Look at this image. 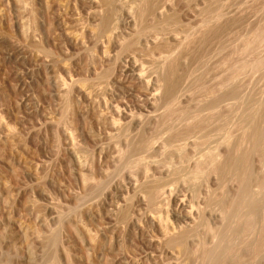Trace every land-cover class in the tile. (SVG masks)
I'll return each instance as SVG.
<instances>
[{
    "label": "rangeland",
    "instance_id": "1",
    "mask_svg": "<svg viewBox=\"0 0 264 264\" xmlns=\"http://www.w3.org/2000/svg\"><path fill=\"white\" fill-rule=\"evenodd\" d=\"M144 1L111 0L110 5L104 7L103 0H0V264H184L187 261L186 254L180 253L177 246L164 240L166 238L163 239L161 226L165 224L169 232L178 235L182 229H189V225L201 215L207 219L210 227L219 224L218 211L204 205L217 189L216 177H208L207 168L200 174L197 185L186 181L187 178L184 180V174L173 178V167H179L184 162L178 163L181 158L176 154L167 156V150L162 147L164 144V147L169 144L174 146L177 138L174 142L169 137L172 131L167 132L163 128L166 131L163 133L162 126L160 129L157 127L160 119L158 114L163 112L165 103L167 105L172 99L179 101L181 106L191 105L190 101L187 104V86L183 81L194 68V62L191 64L193 60L188 57L180 63L179 80L168 99L163 90L165 81L163 78L162 82L161 78L166 73L162 67L165 64L164 57L171 49L167 51L168 47H162L161 44L166 43L173 48V35L181 34V37L189 27L194 28L202 22L206 25L205 21L209 22L206 26L212 23V27L207 28L216 37L212 32H207L209 37L205 35V40L208 39L205 42L211 43L202 44V48L206 47L205 51L201 48L203 60H200L201 57L194 59L200 60L199 64L194 63L195 66L202 65L204 69L206 62H214L220 54L224 55L226 51L228 54L234 53L235 48L239 50L240 40L252 33L253 29L250 28L264 25V0H164V4V1L158 0L162 7L159 11H148L151 10V4ZM243 1L247 3L242 4ZM214 7L219 9L214 10ZM215 12H218V18ZM137 15L139 18L144 15L145 18L140 20ZM167 15H171L170 24L165 22L169 19ZM208 16L215 18L211 21ZM230 17L238 18L235 19L236 24L233 21L228 28H224L223 22ZM103 19H107L106 24ZM213 25L218 30L215 31ZM219 25L225 32L221 26L222 31H219ZM150 28L153 29L145 33ZM155 34L160 41L158 50L154 46L157 42L152 38ZM217 35L219 38L215 40ZM262 45L257 49L262 50ZM209 46L215 48V52L213 48L209 50ZM222 46L223 49L227 46L226 51ZM216 50L225 52L217 53ZM259 50L257 53L255 51L257 55L259 53L256 58L262 59L263 66L247 70L244 76L241 75L245 80L241 78L240 81L244 80L245 86L248 83V86H243L245 88L242 87L243 82L240 83L241 90L245 89L244 93H240L243 97L242 105H239L241 109L236 107V112H232L235 115L229 112L232 118L226 111L227 114L223 116L228 118L222 116L223 123L226 122L224 128L229 125L225 131L228 134L230 131V136L243 131L244 122L255 119L257 109L259 111V107L264 106V49ZM247 56L252 59L253 54ZM152 57L156 58L157 65ZM249 71L253 72L252 76L248 74ZM246 74L248 77L245 78ZM177 90L179 93H176ZM246 91H250L249 96L254 94L252 100ZM247 96L256 109L249 106L251 102ZM254 98L259 102L254 101ZM243 106H249L248 110L243 111ZM251 111L255 115L251 119L244 116ZM242 115L244 117L240 118ZM156 116H159L158 119ZM228 119L230 122H227ZM250 123H245L246 130ZM236 127L241 129L238 131ZM225 131L216 133L213 130L211 135L217 134L214 136L217 139L220 133L224 137L227 134ZM158 133L162 135L158 137ZM206 134H200L203 139L195 135L202 145L205 144L202 140L206 141L208 137L209 141L212 139L206 141L209 144L206 143L204 147L201 144L200 149L196 146L199 143L196 137L191 139L197 140L195 146L198 149L193 148V144H187L189 147L186 145L184 153L190 157V161L206 155V145L214 144V139L208 136L210 133ZM143 136L154 142H151L152 148L147 152L136 144ZM163 140L165 142L162 143ZM226 143L216 147L213 153H216V160L225 157L228 151ZM135 145L136 149H133ZM140 156L144 157L147 175L134 163ZM257 159H251L256 173L264 169ZM189 162L184 163V167L192 166L193 163ZM147 180L161 181L162 185L166 183V186H162L166 191L161 195H164V200L160 199L164 206L161 204L158 208L147 201L144 191ZM89 181L93 185L85 187ZM232 187L230 184V191L235 188ZM194 191H197L196 194ZM49 236L54 237L55 241L48 243ZM194 239L189 237L185 241L187 250L196 245L192 244L196 242ZM224 243L225 240H221L214 253ZM261 257L254 264H264V258ZM211 259V256L207 257L202 264H212Z\"/></svg>",
    "mask_w": 264,
    "mask_h": 264
},
{
    "label": "bare ground",
    "instance_id": "2",
    "mask_svg": "<svg viewBox=\"0 0 264 264\" xmlns=\"http://www.w3.org/2000/svg\"><path fill=\"white\" fill-rule=\"evenodd\" d=\"M110 1L111 0H103V2L105 3L104 7L107 6V5H110ZM143 1V0H142ZM146 1V0H145ZM144 1V2H145ZM150 2V6L148 5L149 8H151V10H148V11H152V9L156 10V11H159L158 9L160 8L159 6V1L158 0H147V2ZM164 1V0H162ZM205 1V0H204ZM208 1V0H207ZM211 1V0H210ZM209 1V2H210ZM222 1V0H221ZM227 1V0H226ZM225 1V2H226ZM244 1H247V0H244ZM242 4H246L247 2H244ZM249 1V0H248ZM252 1V0H251ZM257 1V0H256ZM224 2V3H225ZM228 2V1H227ZM264 2V1H263ZM103 3V4H104ZM112 3V2H111ZM165 3V1L163 2V4ZM205 3V2H203ZM236 3V2H235ZM250 3V2H249ZM248 3V5H249ZM253 3V2H252ZM143 4V3H142ZM207 4V3H206ZM208 4H212V3H208ZM134 5V4H133ZM139 7H140V4H138ZM137 5V6H138ZM146 3L143 5L145 6ZM220 5V4H219ZM223 5V4H222ZM233 5V4H232ZM212 6V5H211ZM250 6V5H249ZM136 7V6H135ZM142 7V6H141ZM147 7V8H148ZM204 7V6H203ZM221 7V6H220ZM229 7V6H228ZM252 7V6H251ZM263 7V6H262ZM129 8V7H128ZM162 8V7H161ZM160 8V9H161ZM164 8V7H163ZM205 9L206 6L204 7ZM210 8V7H209ZM218 8V7H216ZM214 7V10L216 9ZM246 8V6L244 7ZM256 8V7H255ZM132 9V8H131ZM144 9V7H143ZM219 9V8H218ZM222 9V7H221ZM108 10V9H107ZM138 10V9H137ZM212 10V9H211ZM244 10V9H242ZM250 10V9H249ZM258 10V9H257ZM145 11V10H143ZM162 11V10H161ZM210 11V10H209ZM241 11V9H240ZM239 11V12H240ZM164 12V11H162ZM166 12V11H165ZM202 12V11H201ZM206 12H208L206 10ZM212 12V11H211ZM211 12L210 15H211ZM223 13V10L221 11ZM219 12V13H221ZM235 12V11H234ZM238 12V10H237ZM237 12H236V15H237ZM244 12V11H243ZM241 12V15L242 13ZM255 12V11H254ZM260 12V11H259ZM107 13V11L105 12ZM140 13V11H139ZM143 13V12H142ZM218 13V12H217ZM215 12V17L216 14ZM111 14V13H110ZM145 14V13H143ZM158 14V13H157ZM207 15V13H205ZM205 14H204V17H205ZM214 14V13H213ZM235 14V13H233ZM264 14V13H263ZM155 15V14H154ZM218 15V14H217ZM225 15V14H224ZM223 15V16H224ZM256 15V14H255ZM254 15V16H255ZM110 16V15H109ZM141 16V14H140ZM147 16V15H145ZM160 16V15H159ZM163 16V15H162ZM168 16V15H167ZM171 16V15H170ZM170 16H168L169 19L165 20V22H170ZM203 16V15H202ZM223 16H219V17H223ZM226 16V15H225ZM224 16V17H225ZM232 16V15H231ZM244 16V15H242ZM104 17V16H103ZM138 17V15H137ZM153 17V16H152ZM174 17V16H173ZM211 16H208V18H210ZM214 17V16H213ZM213 17H211L210 19H212ZM214 17V18H215ZM248 17V16H247ZM139 18V17H138ZM141 18V17H140ZM139 18V19H140ZM142 18H145L144 15ZM141 18V19H142ZM149 18H151L149 16ZM203 18V17H202ZM207 17H205L206 19ZM218 18V17H217ZM236 19V17H234ZM252 18V17H251ZM140 19V20H141ZM148 19V18H147ZM152 19V18H151ZM163 19V18H162ZM165 19V18H164ZM175 19V18H174ZM172 18V20H174ZM209 19V21H210ZM223 19V18H222ZM235 19H232L230 17V19H225V21L223 22L224 24L222 26H224V28H228L229 27V24L231 22L234 21V23L236 24L235 22ZM238 19V18H237ZM236 19V20H237ZM241 19V18H240ZM256 19V18H255ZM102 20V19H101ZM104 20V19H103ZM109 20V19H108ZM215 20V19H214ZM112 21V20H111ZM164 21V20H163ZM205 21V20H204ZM213 21V19L211 20ZM217 21V20H216ZM218 21H220L219 23H221V20L218 19ZM217 21V23H218ZM260 21V20H259ZM107 22V19H105L103 21L104 24H106ZM178 22V21H177ZM202 22V21H201ZM264 21H262L263 23ZM142 23V22H141ZM144 23V22H143ZM148 23V22H147ZM173 23V22H172ZM206 25L209 23H207L205 21ZM234 23H232L234 25ZM238 23V22H237ZM241 23V21L239 22ZM250 23V22H249ZM111 24V23H110ZM170 24V23H168ZM204 23L202 22V24H197L196 26H194V28H190L189 27V30L187 29L188 27L187 26H184L186 27L187 31L186 32H183L185 33L183 36L179 37L180 35L176 36V35H173V40H175V43H174V47H169V45H167L166 43L165 44H161L162 47H165L167 48L168 47V50L169 51L170 49L173 51L168 53V55L165 56V54L163 53V48L161 47V51H162V56L164 57V60L163 62L165 63L162 67L165 68L166 70V73L165 74V77H162L161 78V81L163 82V80L165 82L164 83V94L165 96H168V99H169V95L172 94L173 92V89L174 87L176 86L178 80H179V65L180 63L183 61V60H186V58L189 57L190 60H193V61H190L191 62H200V60H203L202 57L204 56L202 53H201V50L204 49L205 51V48L203 47L202 48V44L203 42H205L206 40H208L206 38L205 40V35L207 34L208 36V28L209 26L212 25H209V26H206V25H203ZM215 24V22H214ZM222 24V23H221ZM232 24L230 26H232ZM245 24V23H244ZM256 25V23H253ZM258 24H261L260 22ZM114 25V24H113ZM146 25V24H145ZM151 25V24H150ZM166 25V24H164ZM176 25V24H175ZM216 25V24H215ZM252 25V24H250ZM263 25V24H262ZM103 26V25H102ZM101 26V27H102ZM147 26V25H146ZM149 26V25H148ZM153 26V25H151ZM156 26V25H155ZM158 26V25H157ZM169 26V25H168ZM221 25H219L220 27ZM221 26V27H222ZM257 27L254 28H250V29H253L252 30V33L247 35L245 39L243 40H240V47L237 48L239 50H234V53L233 52H230L229 54L227 53L226 51V47L223 49V46H222V49L226 51V54L222 55L220 54V56L216 57L215 54L214 57H216V60H214V62H210L208 61V63L206 62L204 64V69L202 68V65L200 66H195V64L193 63L194 65V68L191 70L189 76H187L186 78V81H183L182 78L181 80L183 81V83L187 86L185 88V94L187 95V98L188 101H187V104L189 103L190 101V104L191 105H185V106H181L180 105V102L179 101H175V100H170L169 102H167L168 100H166L167 102V105L165 103V106L162 108V111L160 114H158L160 116V119H159V125H157V127H159L160 129V125L162 126V132L164 131L163 128L165 130H167V132L169 131H172L170 133H172V135H170L169 133V137H171V140H174L175 138L177 139H182L181 141H178L177 139H175L177 141V144L175 143V145L173 146V144H169L168 147H164V145L162 146L163 148H165L167 151V156H172V155H177L179 156V158H181L180 164L181 161L184 162V163H188L190 161V157H187L184 153V149H186L185 147H187L189 144H193L191 145L193 148H195L197 145L200 149V146L199 144L202 145V143L199 141L200 139H198V137H201L202 136V139H203V135L205 133L209 134L208 136H210V138L212 137L214 139V144L216 142V146L214 144H210V146L206 145V148H207V151H206V155H200V156H197L196 158H194L193 164H191L192 166L189 165L188 168H186V166L184 167V165L186 164H182L181 166H175L173 167L174 169L172 170L173 172V175H175V177L173 178H178L180 175L184 174V177L183 179L185 180L186 178V181L188 180L189 182H191L192 184H196L198 182L199 184V177L201 173H203L204 171H206V169L208 168V177L212 176V177H216L215 180H217L216 182L218 183L217 185V189L215 188V193L214 194H211L210 197L207 198L206 200V204H204L206 207H213V209L215 208L216 209V212L218 211V217H219V224L212 228L210 227L208 224V222L206 221L207 219L201 215L200 217H198V220H195L191 223V225H189V229H182L183 231H179L180 233L178 235H175V232L172 234L171 232H169V227H167L165 224H163V226H161L163 228V232L161 233V235H164L163 239L170 242L171 244L177 246L179 248V252L180 253H185L186 256H187V261L184 262V264H202L203 260L206 259L207 257H210L211 256V260H212V264H254L256 259L259 257V256H262L264 258V169L261 170V171H258L256 173L255 170H253L254 166L251 165V159L253 157H257L261 164L264 165V106L262 105V107H259V111L257 109V113L256 116L254 115V111H255V107L252 106V102L249 101V98L253 99V95H250L249 96V93L250 91H246L249 96H247L248 98V101L251 102V104L249 105V102L247 103V105L255 108L254 111L252 112H246L244 114L247 115L246 117L251 119L252 118V115H254L255 119H252V121H245L243 120L244 124L242 121H238L239 123L241 122L243 125H244V130L241 132H238L241 128H237L236 130H238L237 132V135L233 136L234 133H232L231 135L233 136H230V131H229V134L228 132L225 131V129L227 128H224L225 125L224 122V119L222 118L223 114H225V111L228 113V115L230 114L229 112H231V115H235L236 113H233L232 112L236 109V107H238L240 104H241V100H242V95L240 94L241 92L245 91V89H243V91L241 90L243 86H245L244 84V78L241 77V75L245 74L247 70H252V69H257V68H261L262 65V59L259 60V58H256V53L257 51L260 49H257L259 46L261 47V45L264 43V25L263 26H258L256 25ZM106 27V26H105ZM104 27V28H105ZM142 27V26H141ZM150 27V26H149ZM163 27V26H162ZM161 27V30L164 28H166V26L164 28ZM212 27V26H211ZM213 29H215L216 31V27L213 25ZM218 27V28H219ZM219 29V31L222 29ZM251 27V26H250ZM154 29H156L154 26H153ZM153 28H150V29H147L145 33H148L147 31L153 29ZM175 28V26H174ZM210 28V27H209ZM223 28V27H222ZM223 28V29H224ZM145 29V27L143 28ZM178 29V27L176 28V30ZM239 29V28H238ZM237 29V30H238ZM248 29V31L250 30ZM158 30V29H157ZM162 30V31H163ZM168 30V29H167ZM166 30V31H167ZM175 30V29H174ZM211 30V29H210ZM218 30V29H217ZM142 31V29H141ZM144 32V31H142ZM217 31V32H219ZM228 31V29H227ZM231 31V30H230ZM233 31V30H232ZM236 31V29H235ZM240 31V30H239ZM247 31V32H248ZM251 31V30H250ZM178 32V31H177ZM212 32V31H211ZM211 32H209L211 34ZM215 32V33H217ZM225 32V29L224 31ZM223 32H221V35L223 34ZM104 33V32H103ZM167 33H170L167 31ZM173 33V31H172ZM227 33V32H226ZM249 33V32H248ZM177 34V33H176ZM213 34V32H212ZM218 34V33H217ZM231 34V33H230ZM144 35V33H143ZM163 35V34H162ZM161 35V36H162ZM214 37L215 34H213ZM220 35V33L218 34ZM217 35V36H218ZM238 35V34H237ZM152 36V35H151ZM160 36V37H161ZM223 36V35H222ZM225 36V35H224ZM227 36V35H226ZM225 36V37H226ZM240 36V35H239ZM242 36V35H241ZM209 37V36H208ZM213 37V39H214ZM234 37V36H233ZM151 38V37H150ZM154 40H156L157 44L154 43V46L158 47V42L160 43V41H158L159 37H157V35H153L152 37ZM219 38V36L215 39L217 40ZM224 38V37H223ZM231 38V37H230ZM146 39V38H145ZM242 39V37H241ZM135 40V39H134ZM153 40V41H154ZM167 40V39H166ZM215 40H213V42H215ZM230 40V39H229ZM132 41V40H131ZM130 42V41H129ZM151 42V41H150ZM218 42V41H217ZM132 43V42H130ZM208 43V41H207ZM207 43L205 42V44L207 45ZM211 43V42H209ZM208 43V44H209ZM216 43V42H215ZM221 43V40L220 42ZM223 44V43H222ZM221 44V45H222ZM232 44V43H231ZM230 44V45H231ZM131 45V44H130ZM160 45V44H159ZM212 45V44H211ZM233 45V44H232ZM213 46V45H212ZM212 46H209V50L211 48H213ZM220 46V44H219ZM264 46V45H262ZM134 47V46H133ZM132 47V48H133ZM143 47V46H142ZM154 47V48H155ZM216 47V46H215ZM233 47H235L233 45ZM202 48V49H201ZM218 48V47H217ZM215 48H213V52ZM219 49H221V47H219ZM229 49V48H228ZM257 49V51H256ZM262 50L264 49L263 47L261 48ZM129 50V48L127 49V51ZM151 50V49H150ZM158 50V49H157ZM207 50V49H206ZM232 50V49H231ZM231 50H228V51H231ZM262 50H259L262 51ZM124 51H126V48L124 49ZM131 51V50H130ZM203 51V50H202ZM222 51V50H221ZM219 51V52H221ZM225 51H222V52H225ZM256 51V53H255ZM141 52V51H140ZM150 52V51H149ZM152 52V51H151ZM154 52V51H153ZM157 52V51H156ZM209 53V51H207ZM217 53H219L217 50H216ZM206 53V54H208ZM212 53V52H211ZM255 53V55H254ZM147 54V53H146ZM164 54V55H163ZM203 55V56H200ZM205 54V53H204ZM253 54L252 56V59H248L250 58V56H247V55H251ZM151 55V54H150ZM209 55V54H208ZM211 55V54H210ZM259 55V53H258ZM257 55V57H258ZM261 55V54H260ZM160 56V55H159ZM159 56H157L159 59ZM244 56V57H243ZM248 58H246V57ZM255 56V57H254ZM264 56V55H263ZM161 57V56H160ZM198 57H201L198 58ZM260 57V56H259ZM131 58V57H130ZM154 58V57H152ZM207 58V57H206ZM218 58V59H217ZM243 58H246L245 60H243ZM262 58V57H261ZM264 58V57H263ZM156 58H154L155 60ZM194 59H200L198 61H194ZM161 60V59H160ZM210 60V59H209ZM212 60V59H211ZM157 60H155V63H156ZM162 61V60H161ZM261 61V62H260ZM162 62V63H163ZM205 62V61H204ZM155 63H152V64H155ZM158 63V62H157ZM157 63L155 65H157ZM202 63V62H201ZM261 63V64H260ZM264 63V62H263ZM161 64V62H160ZM192 64V63H191ZM208 64V65H207ZM186 65V64H185ZM155 67V66H154ZM161 67V69H162ZM157 67H155L156 69ZM160 67H158L159 69ZM163 68V70H164ZM154 69V68H153ZM188 69V67H187ZM203 69V70H202ZM157 70V69H156ZM253 70V71H254ZM160 70H158L157 72H159ZM202 71V73L200 74V72ZM155 72V70H154ZM161 72V71H160ZM159 72V73H160ZM165 72V71H164ZM251 72V73H250ZM255 72V71H254ZM248 73V72H247ZM253 72L252 71H249V75L252 76ZM162 74V75H164ZM202 74H203V77H202ZM246 74L245 75V78L246 76L248 75ZM255 74V73H254ZM142 75V74H141ZM188 75V73L186 74ZM159 76V75H158ZM244 76V75H243ZM249 76V77H250ZM160 77V76H159ZM248 77V76H247ZM164 78V79H163ZM203 78V79H202ZM242 79V81H240ZM254 78V77H253ZM163 79V80H162ZM159 82V81H158ZM243 82L242 84V87L240 86V83ZM246 82V81H245ZM161 83V82H160ZM182 83V84H183ZM158 84V83H157ZM179 84V83H178ZM183 84V85H184ZM163 85V84H162ZM161 85V86H162ZM181 85V84H180ZM179 85V87H180ZM182 85V86H183ZM248 86V83L247 85ZM245 86V87H246ZM160 87V86H159ZM178 87V88H179ZM185 87V86H184ZM243 87V88H245ZM162 88V87H161ZM182 89V88H180ZM179 89V90H180ZM252 91V90H251ZM264 91V90H263ZM182 92V91H181ZM254 92V90H253ZM176 93H179V91L177 90ZM183 93V92H182ZM244 93V92H243ZM163 93H161L162 95ZM252 94V93H251ZM260 94V93H259ZM156 95V94H155ZM176 95V94H175ZM178 95V94H177ZM160 96V95H159ZM183 96V94H182ZM244 96V95H243ZM156 97V96H155ZM164 97V96H163ZM174 97V96H173ZM177 97V96H176ZM246 96H244L245 98ZM162 98V97H161ZM257 98V97H256ZM155 99V98H154ZM175 99V98H174ZM251 99V100H252ZM244 100V99H243ZM257 101V99L254 98V101ZM246 101V100H245ZM245 101L243 102V105H245ZM163 102L164 99H163ZM259 102V101H257ZM257 102H254V104H257ZM159 103V102H158ZM161 104V103H160ZM164 104V103H162ZM155 105V104H154ZM242 105V104H241ZM260 105V104H259ZM247 106V108L249 107ZM258 106V105H257ZM246 106H243L242 108L245 109L243 111H246L248 110L247 108H244ZM250 107V108H251ZM161 108V107H160ZM240 108V106L238 107ZM237 108V110H238ZM249 108V110H250ZM159 109V108H158ZM241 109V108H240ZM252 109V108H251ZM158 112V111H157ZM236 112V110H235ZM226 113V114H227ZM225 114V115H226ZM224 115V116H225ZM231 115H229V118H232L230 117ZM159 116H156L157 119ZM223 116V117H224ZM241 116V115H240ZM239 116V117H240ZM242 115V117L240 118H243L244 117ZM154 117V116H153ZM226 117L228 118V116H225L224 118L226 119ZM245 117V118H246ZM141 118V117H140ZM235 118V117H234ZM239 118V119H240ZM246 118V120H247ZM153 120V119H152ZM231 120V119H230ZM234 120V119H233ZM238 120V119H237ZM151 121V120H150ZM229 121V119L227 120V122ZM232 121V120H231ZM236 121V120H235ZM234 121V122H235ZM157 122V121H156ZM230 122V121H229ZM237 122V121H236ZM251 122L247 128L249 129H245V123H249ZM116 123V122H115ZM233 123V122H232ZM228 124V123H227ZM230 124V123H229ZM236 124V123H235ZM242 124H239L240 126ZM124 125V124H123ZM237 125V124H236ZM242 125V126H243ZM117 126V124H116ZM119 126V125H118ZM144 126V125H143ZM151 126V125H150ZM210 126L209 129H206ZM227 126V125H226ZM239 126V127H240ZM241 126V127H242ZM122 127V126H121ZM155 127V126H154ZM153 127V128H154ZM120 128V127H119ZM118 128V131H120ZM156 128V127H155ZM224 128V129H223ZM231 128V126H230ZM234 128V126H233ZM208 130L209 132H204V130ZM229 129V125H228V128ZM226 129V130H227ZM243 129V128H242ZM126 130V129H125ZM161 130H157V131H161ZM205 130V131H206ZM213 130H216V133H219V130H221L222 132H226L227 134H224L225 136L223 137L222 136V133L218 134V137L216 139V137L214 138V136H217V134L215 135H211V131ZM236 130H235V133H236ZM156 131V130H155ZM156 131V132H157ZM202 131V132H201ZM218 131V132H217ZM121 132V131H120ZM119 132V133H120ZM129 132V131H128ZM154 132V131H153ZM166 132V131H164ZM163 132V133H164ZM200 132V134L202 133L203 135L200 136V134H198ZM125 133V132H124ZM156 134V133H155ZM160 133H158L159 135ZM167 134V133H166ZM206 134V135H207ZM212 134H214L212 132ZM120 135H122V133H120ZM162 135V134H160ZM160 135L158 137H160ZM168 135V134H167ZM195 135H199L198 137L195 136ZM205 135V136H206ZM126 136V135H125ZM124 136V137H125ZM131 136V135H130ZM147 136V135H146ZM149 136V135H148ZM147 136V137H148ZM154 136V135H153ZM164 136V134H163ZM204 136L205 139H207L206 137ZM155 137V136H154ZM157 137V135H156ZM196 137V139H198L199 143L197 142V140L193 141V139L191 138H194ZM232 137V138H231ZM135 138V137H133ZM153 138V137H152ZM231 138V140H229ZM121 139V138H120ZM156 139V138H155ZM209 139V137H208ZM206 140V141H209V140ZM125 142L127 139H125ZM130 140V139H128ZM134 140V139H133ZM159 140V139H158ZM166 140V139H165ZM165 140L162 141L165 142ZM170 140V138H169ZM174 140V142H175ZM184 140V141H183ZM186 140V141H185ZM212 139H210L211 141ZM206 141H203L202 142H206ZM209 141V142H210ZM228 141V144L226 143ZM128 142V141H127ZM152 143H154L152 140H151ZM150 142V139L149 138H145L144 136L140 138V140L138 141V143H136L139 147L141 148L142 150L144 151H149L151 148H152V144ZM180 142H183L181 144H179ZM196 142L198 144H196ZM130 143V142H129ZM133 143V142H132ZM156 143V142H155ZM172 143V141H171ZM224 144L226 143L225 145H228L227 149V153L225 155V157L218 161L216 160V158L214 157L215 154L214 151L215 149L217 150V146L220 145V144ZM74 144V143H73ZM134 144V143H133ZM133 144H130L129 146H134ZM188 144V145H187ZM196 144V146H195ZM205 144H203L205 146ZM209 144V143H208ZM72 145V144H71ZM172 145V147L170 146ZM187 145V146H186ZM202 145V146H203ZM211 145L213 146L211 148ZM128 146V147H129ZM190 146V145H189ZM188 146V147H189ZM201 146V148H202ZM203 146V147H204ZM130 147V148H131ZM160 147V146H158ZM171 147V148H170ZM220 147V146H219ZM138 148V149H139ZM197 148V147H196ZM209 148V149H208ZM133 149H136V145H135V148ZM156 149V148H155ZM189 149V148H188ZM198 149V148H197ZM224 149V148H223ZM222 149V150H223ZM226 149V148H225ZM153 150V149H152ZM151 150V151H152ZM159 150V149H158ZM128 152V150H126ZM154 151V150H153ZM165 151V150H164ZM203 151V149H202ZM159 152V151H158ZM166 152L164 153V155H166ZM187 152V151H186ZM190 152V151H188ZM151 152H149L150 154ZM154 153V152H153ZM156 153V152H155ZM161 153V152H160ZM197 153V152H196ZM189 154V153H188ZM210 154V155H209ZM122 156V154H121ZM149 156V155H148ZM156 156V155H155ZM169 156V157H170ZM176 156V157H177ZM193 156V154H192ZM119 157V156H118ZM165 157V156H164ZM205 157V159H204ZM217 157V156H216ZM121 158V157H120ZM172 158V157H171ZM175 158V157H174ZM127 159V158H126ZM145 159H148V158H145ZM167 159V158H166ZM218 159V158H217ZM255 159V158H254ZM124 160V159H123ZM128 160V159H127ZM205 160V161H204ZM125 161V160H124ZM134 161V160H133ZM144 162V157H137L136 160H135V165L138 166V168L140 167V169L142 168V170L144 171V173H146L147 175V170H146V165L144 166L143 164ZM176 162V161H175ZM189 162V163H190ZM127 163V162H126ZM129 163V162H128ZM162 163V162H161ZM160 163V164H161ZM168 163V161H167ZM130 164V163H129ZM129 164H128V167H129ZM155 164V163H154ZM148 165V164H147ZM153 165V164H152ZM168 165V164H167ZM253 166V167H252ZM261 166V165H260ZM124 167V166H123ZM122 167V168H123ZM127 167V165H126ZM127 167V168H128ZM163 167V166H162ZM264 167V166H263ZM262 167V168H263ZM151 168V167H150ZM171 168V167H170ZM169 168V171L171 170ZM130 169V168H128ZM168 169V168H167ZM261 169V167H260ZM127 170V169H126ZM129 171V170H128ZM255 171V172H254ZM122 172V171H121ZM131 172H132V167H131ZM168 172V170H167ZM127 173V172H126ZM143 174V173H142ZM171 174V173H170ZM133 175V174H132ZM177 175V176H176ZM135 176V175H134ZM144 176V175H143ZM172 177V176H171ZM181 177V178H182ZM180 178V179H181ZM152 179V178H151ZM167 179V177H166ZM170 179V178H169ZM168 179V180H169ZM179 179V180H180ZM182 179V180H183ZM210 179V178H209ZM178 180V179H177ZM183 180V181H184ZM203 180V179H202ZM213 180V179H212ZM84 181H86V179H84ZM83 181V182H84ZM88 181V179H87ZM146 184H147V189L145 188L144 191L146 192V199L147 201L150 203V205H154L156 207H161V204L163 205V203L160 202V199H163L164 198V195L163 197L161 196L162 194H164L166 191L165 189L163 190L162 189V186H166V183L165 185L161 184V181L160 182H155V181H145ZM165 182V181H164ZM188 182V184H189ZM85 183V182H84ZM160 183V184H159ZM216 183V184H217ZM101 184V183H100ZM145 184V183H144ZM183 184V183H182ZM185 184V183H184ZM233 185L234 190L233 191H230L229 190V186ZM93 185V183L91 181H89L85 187H91ZM168 185V184H167ZM170 185V184H169ZM197 185V184H196ZM204 185V184H203ZM97 186V185H96ZM161 186V187H160ZM145 186H143L144 188ZM201 187V185H200ZM232 187V188H233ZM99 188V187H98ZM142 188V190H143ZM170 188V187H169ZM202 188V187H201ZM190 189V188H189ZM169 190V189H168ZM195 190V189H194ZM217 190V191H216ZM143 191V192H144ZM170 191V190H169ZM201 191V190H200ZM211 191V190H210ZM209 191V192H210ZM195 194L197 191H194ZM202 192V191H201ZM88 193V192H87ZM199 193V192H198ZM204 193V192H203ZM213 193V191L211 192ZM208 194V193H207ZM210 194V193H209ZM167 194H165L166 196ZM162 197V198H161ZM166 198V197H165ZM145 200V199H144ZM164 200V199H163ZM196 200V199H195ZM182 201V200H181ZM192 204V203H191ZM164 206V205H163ZM162 206V207H163ZM191 206V205H190ZM154 208V207H153ZM194 208V207H193ZM241 208H245L243 209L242 213H240V210ZM214 209V210H215ZM187 210V209H186ZM208 210V209H207ZM199 211V210H198ZM201 211V210H200ZM205 212V211H204ZM187 213V212H186ZM188 213H191L188 211ZM193 216V215H192ZM162 219V218H160ZM159 220V219H158ZM159 222V221H158ZM164 222V221H163ZM162 222V223H163ZM166 223V221L164 222ZM232 223L233 226L231 225ZM160 224V222H159ZM162 225V224H161ZM185 228V227H184ZM181 230V229H180ZM185 230V231H184ZM178 233V232H177ZM176 233V234H177ZM47 236V235H46ZM189 237H193L195 238L194 240H196L195 243H192L193 245V248H190L189 250L186 249V246H185V241L189 238ZM162 238V237H161ZM162 239V240H163ZM48 240V243H51V242H54L55 241V238L54 237H51L49 236L47 238ZM46 240V241H47ZM221 240H225V243L224 245L221 247V249L217 252V253H214V249L215 247L218 245L219 246V242L221 243ZM166 241H163L164 243ZM187 242V241H186ZM191 242V241H190ZM47 243V242H46ZM167 243V242H166ZM223 243V241H222ZM52 246V245H51ZM190 247V246H189ZM219 248H217L218 250ZM216 251V250H215ZM52 253V252H51ZM55 253V252H54ZM183 255V254H182ZM261 257V258H262Z\"/></svg>",
    "mask_w": 264,
    "mask_h": 264
}]
</instances>
